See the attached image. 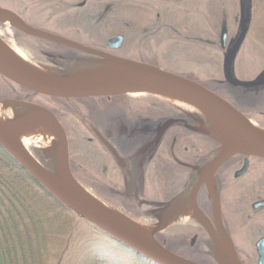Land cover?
I'll return each instance as SVG.
<instances>
[{
  "label": "rangeland",
  "instance_id": "obj_1",
  "mask_svg": "<svg viewBox=\"0 0 264 264\" xmlns=\"http://www.w3.org/2000/svg\"><path fill=\"white\" fill-rule=\"evenodd\" d=\"M79 1L48 0L41 5L36 0H0V8L18 15L27 26L33 28L37 25L46 26L43 19L47 14L51 16L54 14V18L52 17L46 26L48 28L51 26L52 32L49 30L51 32L49 34L65 38V35L73 34V30L68 26L67 29L62 26L66 23L61 18L62 12L66 10L67 5L68 9L75 8ZM240 2V0H183L177 5L180 12H166L173 16L169 17L167 14L165 21L167 24L179 26V37L175 39L170 38L174 36L172 33H159L150 40H141L137 36L132 39L130 45L139 50H132L130 53L140 64L193 78L192 81L234 103L253 118L251 121L257 128L264 131V118L256 112V109L264 111V104L253 102L240 104L235 96L228 95L225 91L223 62L226 51L220 49L218 40L222 27L229 30V43L234 40V32L238 30L240 24L238 20ZM244 2L251 11L256 10L259 4L261 7V3L255 0ZM262 5L261 12L246 13L251 20V28L247 41L236 56L233 70L235 77L240 80L243 73L246 74V78L254 77L255 67L258 69L256 73L264 68V1ZM132 14L136 20L139 19L137 23L140 25L147 19L143 12ZM192 34L199 38L198 45L191 40ZM110 35L112 34H108ZM207 40L212 44L204 43ZM0 41L20 54L27 64L55 78L59 77L57 75L59 72L61 76H70L72 73L83 71L78 54L62 46L28 37L1 19ZM256 47L261 57L260 62L263 63L261 67L255 60ZM47 55L55 56L56 60H51ZM107 68L110 66H100L97 70ZM0 103L3 107L0 116L4 119H16L27 113L33 114L36 110L53 113L67 136L68 167L73 178L110 209L149 229L154 240L158 234L173 246L178 254L193 259L192 261L197 264H231L229 257L226 253L220 252L213 240L212 235L216 227L213 207L207 192L203 186L196 190L197 174L194 167H205L221 152L220 144L208 138L205 133L198 135L190 131V128L197 127L190 121L189 116H198L201 120L207 121L201 113L179 109L149 95H119L111 97L108 101L100 99L92 102L83 99L32 96L2 76ZM91 108L94 111L101 110V114L94 112L91 115ZM177 113L184 122L171 127L165 133L166 149L163 152L168 160L173 153L181 164L160 170L157 179L155 176L149 177L144 174L139 182L132 183L130 187L122 183L111 158L98 144L89 143V139H94V136L87 127L88 124L82 120L83 115H87L90 117L89 121L108 131V135L112 137L122 132L128 137L150 136L153 139L157 137L162 125L174 119ZM40 116L46 118L43 111ZM127 127L130 128L129 132ZM174 139L177 140L175 145L172 143ZM27 149L32 155L39 153L43 156L47 166L53 170L51 173H61L63 159L59 140L48 147L32 144ZM239 164L240 161H234L220 170L218 183L213 181V187L216 191L218 189L224 231L234 250L243 264H257L255 244L264 236V210L254 212L251 205L264 199V161L254 160L248 175L235 179L234 173ZM97 190L108 198L111 204L100 198ZM196 210L200 212L204 222L196 217ZM199 227L212 239L218 262L209 252L207 241L202 238ZM92 256H97L104 264H122L109 253L84 252L76 248H69L58 254V258L51 264H84V260Z\"/></svg>",
  "mask_w": 264,
  "mask_h": 264
},
{
  "label": "water",
  "instance_id": "obj_2",
  "mask_svg": "<svg viewBox=\"0 0 264 264\" xmlns=\"http://www.w3.org/2000/svg\"><path fill=\"white\" fill-rule=\"evenodd\" d=\"M15 18L20 23L19 29L28 36L43 39L79 52L106 58L110 63V68L108 69L116 70V72H113L111 75L90 77L89 73L91 72L89 71L70 76H59L54 81L46 80L32 73L8 55L0 52V76L10 82L38 95L66 100L111 98L114 96L128 95L137 92H158L173 95L190 101L206 110L218 118L227 127L235 131L244 140L247 144L246 148H229L225 144L224 140L211 129L208 121L201 123L204 131L194 128L191 129L197 133H205L208 138L219 143L221 146L220 154L203 171L196 185V190H199L200 187L204 185L213 207L215 227L217 215V220L224 229L219 198L215 188L213 187V177L218 169L234 155H245L247 157L242 170L235 174V179L240 178L247 172L249 157L264 158V132L257 128L249 119H247L225 99L194 81L163 71L162 69L156 67L103 55L60 37L35 31L24 24V22H22L16 15ZM117 40L118 39H115L113 41ZM242 40L243 36L237 42L232 55L228 56L224 63L225 78L228 82L234 85H239V83L234 81L231 75V59L234 58ZM221 43L222 47H225L226 30H223L222 32ZM95 70L97 69L92 70V72ZM42 111L58 134L60 154L62 159L64 158L67 162L68 179L66 182L68 186L77 194L78 197L94 206L97 210L103 209L100 204L88 197V195L78 187L77 182L73 178L68 167L69 147L66 133L51 112L46 110ZM177 122L178 121L174 119H170L165 122L158 133V137H163L165 133ZM104 143L110 152L117 157L111 146L105 141ZM0 147L8 155H10L37 183L44 187L65 207L92 226L108 234L130 251L139 254L152 264H197L177 256L162 247L160 248L163 250L156 249L155 247L138 240L126 227H124V225L118 222V220H116L108 212L103 213L104 217L110 224L120 231V234L106 223L97 219L87 205L78 201L55 182L51 176V172H49L28 149L22 148L1 128ZM63 171H65L64 167L62 168L61 173H63ZM207 179H210L211 182L207 181ZM253 207L255 209L264 207V201L254 204ZM225 249L227 252L226 255L229 257L231 264H241L233 246L226 244ZM256 251L257 264H264V236L256 243Z\"/></svg>",
  "mask_w": 264,
  "mask_h": 264
},
{
  "label": "flooded vegetation",
  "instance_id": "obj_3",
  "mask_svg": "<svg viewBox=\"0 0 264 264\" xmlns=\"http://www.w3.org/2000/svg\"><path fill=\"white\" fill-rule=\"evenodd\" d=\"M36 1L37 3L39 4L41 3V5H44L45 4L44 1H48V0H36ZM240 1H241L239 4L240 16L238 18L240 24H239L238 30L234 32L235 33L234 40L229 43L228 41L229 30L226 27H222L220 31V35H219V40H218V46L220 47V49L223 52L226 51L224 62H223V77H224L225 91L228 95L235 96L237 98L238 103L240 104H244V103L251 104L252 102L256 104L258 103L264 104V68L262 67V69L258 73H256L258 69L257 67H255L254 77L246 78L245 77L246 74L243 73L244 76L241 75V80L237 79L233 73V70L235 69L234 61L236 59V56L240 48L247 41V38L249 36V31L251 28L250 26L251 20L249 19V15H247L246 13L247 12H259V11L261 12L263 9L262 2L264 0H255L261 3V7H259L260 6L259 4L257 6L258 8H256V10H253V11H251V9L247 7L246 3L244 2L245 0H240ZM180 2H183V0H80L77 4H75V8L68 9L69 6L67 5L65 6L66 10L62 12L61 16L63 17L61 18L66 22L64 25L62 24V26L65 27L66 29L68 26L73 30V34L65 35L66 37L62 39L68 40L70 42H73L75 44H78L80 46H83L87 49L93 50L95 52L101 53L106 56L114 57V58L124 60V61L139 63L137 60L134 59L133 54L130 53L132 50H139L130 45L132 39L138 36L141 38V40H150L152 38H155L159 33H163V34L172 33L174 34V36L169 35L170 38L177 39L179 37V34H178L179 26L167 24L165 23V21H166L167 14L172 13V12H180L179 8L177 7V5ZM251 7H252V4H251ZM133 12H139V13L143 12V14H145L144 16H146L147 19L144 20L143 22L144 24L140 25L137 23L139 22V19L137 18L136 20L133 17V14H132ZM155 12L157 13L155 14ZM166 12H169V13H166ZM191 12H194V11H191ZM16 16L22 22H24L21 19V17H19L18 15ZM172 16L173 14H169V17H172ZM52 17L54 18V14L53 16L47 14L46 18L43 19V22L44 24H46V26L49 24L50 19ZM24 24L26 23L24 22ZM46 26L37 25L35 26V28H33L29 25L28 27L35 31H40V32L48 33V34L51 33L52 32V29H50L51 26H49L50 28ZM209 28L212 30V26H210ZM16 29L22 32L19 29V27ZM49 30H51V32ZM223 30H226L225 47H222V43H221V36H222ZM108 34H112V35L108 36ZM242 36H243V40L241 42V45L238 51L236 52L234 58L231 59V75L234 81L239 83V85H234L228 82L225 78L224 63H225V59L228 56L232 55L237 42ZM28 37H31V36H28ZM31 38L38 39L43 42L44 41L49 42V41L35 38V37H31ZM115 39H118V40L113 41ZM191 40L193 42H196L195 44L198 45L199 43L198 37L192 34ZM49 43H52V42H49ZM204 43H207V45L212 44L210 40H207ZM255 43H257V41H255ZM58 46H61V45H58ZM64 48H67V47H64ZM67 49H69L74 54H78L79 58H81L80 62L83 65L82 67L83 71L72 73L71 75L79 74L84 71L94 70L100 66H110V63L108 62L106 58L79 52L77 50L70 49V48H67ZM255 49H256L255 55L257 53V57L255 58V60L256 62H258L257 64L261 67V65H263L264 62L263 63L260 62L261 57H259L257 47ZM47 56L50 57L51 60L52 59L56 60L55 56L53 55H47ZM187 77H183V78L192 81L193 78L191 77L187 78ZM16 86L21 88L24 92L32 96L46 97V96H42V95H38L33 92H30L18 85ZM46 98L55 99V98H50V97H46ZM100 99L101 100L106 99V101H108L111 98H88V99H83V101L92 102V101L100 100ZM227 102L233 105L238 111H240L250 121L253 119L249 117L246 113H244L240 108H238L231 101H227ZM25 104L30 105L28 103H25ZM256 107L258 106L256 105ZM97 111L92 110V108L90 109L91 115H93L94 112L101 114V110H97ZM252 111H255V110H252ZM256 112L264 118V111L256 109ZM54 117L56 118V116ZM189 117H190V121L193 124H195V126L197 127L194 129H199L201 131H204L203 126L201 124L202 122H205L204 120H201V118H199L198 116H189ZM89 118L90 117H88L87 115H83L82 117V120L86 122V124H88L87 127L91 130L94 136V139H89V143L91 144L92 142H95L96 144H98V146L111 158L114 164L116 173L118 177L121 179L122 183L125 184V186L130 187L132 183L139 182L141 177H143L144 174H146V176H149V177L151 175L155 176V178L157 179L161 172L160 170L166 169V168L169 169L171 166H174V165L179 166L181 164L178 158L173 153L171 155V158H169V160L167 157H165V154L163 152L166 149L165 139H164L165 135L161 138H159L157 135V137H154L153 139L150 138V136H141V137L133 138V137L125 136L122 132H118L116 136L112 137L108 135L109 133L108 131H105L104 129L98 126H95L94 123H92V121H89L90 120ZM174 120L178 121L175 125L182 124L184 122L182 118H178ZM129 129L130 128L127 127V132L130 131ZM191 129L192 128H190V131H192ZM192 132L198 135L204 134L203 132L201 133H197L194 131ZM152 140H153V143H151ZM104 141L111 146V148L115 151L117 157L114 156V154L110 152V150L106 147V144L104 143ZM172 143L173 145H175L177 143V140L176 139L172 140ZM246 158L247 157L245 155L232 156L222 167L218 169V171L215 173L213 177V181L217 184L218 177H219L218 172L222 170L223 168H225L227 165H229L231 162L240 161L239 167L234 173V178H235V174L239 172L240 170H242V168L244 167ZM214 159H212V161ZM254 160L264 161V158L249 157L248 170L244 175L240 177V179L248 175ZM211 162L207 163L205 167L203 168L194 167V171L198 175V176L197 175L195 176L196 185L203 171ZM202 186L206 190L204 185ZM202 186L200 188H202ZM216 192L218 193V189ZM261 201H264V199L252 203L251 209L254 212L264 210V207H259L257 209L253 207L254 204L259 203ZM255 251H256V244H255ZM256 255H257V251H256Z\"/></svg>",
  "mask_w": 264,
  "mask_h": 264
},
{
  "label": "trees",
  "instance_id": "obj_4",
  "mask_svg": "<svg viewBox=\"0 0 264 264\" xmlns=\"http://www.w3.org/2000/svg\"><path fill=\"white\" fill-rule=\"evenodd\" d=\"M33 155L49 172L53 171L43 156ZM97 194L110 203L108 198ZM199 232L218 262L212 239L203 228L199 227ZM155 241L165 250L193 260L178 254L158 234ZM69 248L109 253L122 264H152L65 207L0 147V264H51ZM100 260L92 256L84 264H104Z\"/></svg>",
  "mask_w": 264,
  "mask_h": 264
},
{
  "label": "bare ground",
  "instance_id": "obj_5",
  "mask_svg": "<svg viewBox=\"0 0 264 264\" xmlns=\"http://www.w3.org/2000/svg\"><path fill=\"white\" fill-rule=\"evenodd\" d=\"M0 19L10 26H13L16 28L20 26V23L15 18V14L8 10L0 9ZM0 52L8 55L9 57L17 61L20 65H22L23 67L31 71L32 73L46 80H53V81L56 80L55 77L44 74L40 72L38 69L27 64L20 54H18L10 46H7L1 41H0ZM113 72H116V70L107 68L105 70H95L94 72L89 73V76L90 77H100V76H105V75H111L113 74ZM131 94L149 95L157 99L163 100L165 102H168L172 104L173 106L178 107L179 109L199 112L207 119L211 129L214 130L218 134V136H220L224 140L225 144L229 148H235V147L246 148L247 147V144L235 131L227 127L218 118H216L215 116H213L206 110L202 109L201 107H199L198 105L190 101H187L185 99H182V98H179L173 95H168V94H163V93H158V92H154V93L137 92V93H131ZM2 110H3V107H2V104L0 103V114ZM41 112L42 111L40 110H36L33 114L27 113L16 119H4L0 116V128L4 130L10 137H12V139H14L22 148L27 149V147L32 144L37 145L39 147H48L54 144L56 140H58V134L56 130L53 128V126L50 124L48 119L40 116ZM63 167L65 168V171H63V173H51L52 178L62 189H64L66 192H68L78 201L87 205L92 210L94 216L97 219L106 223L108 226H110L116 232L119 233L120 231H118L104 217L103 213L108 212L116 220H118V222L124 225V227H126L130 231V233L134 237H136L138 240L146 244H149L155 247L156 249H162L155 242L153 235L149 229H147L146 227H144L143 225L139 223H136L130 218L113 211L105 203L98 200L93 194H91L87 189H85L82 185H80L76 181L78 187L82 191H84L88 195V197H90L92 200L100 204V206L103 209L97 210L94 206H92L88 202H85V200H82L80 197H78L77 194L68 186L66 182L68 179V173H67V162L64 158H63ZM207 181L211 182L210 179H207ZM195 215L196 217L200 219V221L204 222L202 215L200 214L198 210H196ZM212 236L220 252L227 253L225 249V245L228 244L232 246V244L226 232L221 227L220 222L217 220V215H216V231L213 233Z\"/></svg>",
  "mask_w": 264,
  "mask_h": 264
}]
</instances>
